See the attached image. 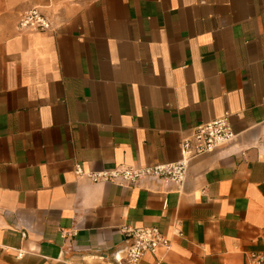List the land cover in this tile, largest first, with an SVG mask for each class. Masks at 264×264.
I'll list each match as a JSON object with an SVG mask.
<instances>
[{
    "label": "crops",
    "instance_id": "crops-1",
    "mask_svg": "<svg viewBox=\"0 0 264 264\" xmlns=\"http://www.w3.org/2000/svg\"><path fill=\"white\" fill-rule=\"evenodd\" d=\"M33 9L49 31L18 28ZM226 113L182 186L75 173L175 163ZM144 226L172 247L141 264L264 252V0H0V264H118Z\"/></svg>",
    "mask_w": 264,
    "mask_h": 264
},
{
    "label": "built area",
    "instance_id": "built-area-1",
    "mask_svg": "<svg viewBox=\"0 0 264 264\" xmlns=\"http://www.w3.org/2000/svg\"><path fill=\"white\" fill-rule=\"evenodd\" d=\"M51 21L38 9L25 14L18 23L20 30L47 32L51 29ZM236 138L228 113L224 116L196 125L190 134L179 143L181 159L175 163L147 165L145 167H120L108 171L87 172L77 165L75 173L86 176L93 182H110L121 186H133L141 181L160 180L168 184L182 186L186 180L190 163L193 159L213 153L230 144ZM167 207V202H165ZM127 234L126 248L114 255L118 264H141L146 255L161 259V253L172 247L171 239L157 226L125 228ZM174 234L182 237V230L176 226ZM121 254H124L121 255ZM245 264H264V252L247 253Z\"/></svg>",
    "mask_w": 264,
    "mask_h": 264
}]
</instances>
